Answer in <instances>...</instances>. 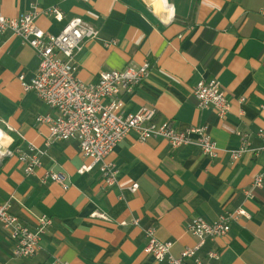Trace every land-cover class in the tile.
<instances>
[{
	"label": "crops",
	"instance_id": "obj_1",
	"mask_svg": "<svg viewBox=\"0 0 264 264\" xmlns=\"http://www.w3.org/2000/svg\"><path fill=\"white\" fill-rule=\"evenodd\" d=\"M35 0H0V10L16 17ZM56 5L62 20L40 15L37 26L57 35L73 17L99 30L75 55L77 77L96 83L104 71L139 67L151 70L145 80L121 96L122 115L142 107L155 109V121H171L181 130L206 126L216 143L211 157L194 145L172 147L158 138L137 142L130 133L105 161L114 165L117 182L107 186L99 166L89 164L75 139L47 144L49 128L38 115L56 116L53 108L25 80L37 72L39 58L10 33L0 40V203L10 198L11 211L34 225L41 215L52 222L41 248L16 257L13 241L0 224V264H167L143 251L145 230L171 241L178 256L199 239L188 232L195 216L214 220L238 208L246 215L224 237L206 239L197 255L210 264H264V0H39ZM115 44L106 46L105 42ZM215 78L228 98V110L201 109L193 95L199 80ZM11 127V128H9ZM247 136V147L233 160L231 150ZM29 145L45 151L31 174L17 160ZM62 172L68 187L42 181L46 171ZM260 176L259 188L254 185ZM137 184L132 192L130 186ZM137 218L139 223L133 224ZM217 258H208L209 252Z\"/></svg>",
	"mask_w": 264,
	"mask_h": 264
},
{
	"label": "built area",
	"instance_id": "obj_2",
	"mask_svg": "<svg viewBox=\"0 0 264 264\" xmlns=\"http://www.w3.org/2000/svg\"><path fill=\"white\" fill-rule=\"evenodd\" d=\"M38 1L35 0L30 10L16 17H7L0 10V40L2 35L10 33L36 51L39 58L37 72L28 80L19 75L20 84L25 91H35L56 112V116L47 114L36 118L37 122L48 124L47 144L55 140L75 139L83 155L91 160L89 164L82 165L79 172L88 171L95 163L100 162L99 169L104 183L107 186L115 185V167L106 162L105 158L130 133H134L137 142L141 144L150 139L161 138L174 148L194 145L208 156L216 155V143L206 126L181 130L171 121L158 123L155 121V109L149 107H142L129 115L121 114V96L131 93L146 79L151 70L148 60L136 68L127 66L101 72L98 81L93 84L81 81L76 75L75 55L86 41L98 38L99 30L78 16L71 18L59 34L48 35L37 26L38 16H50L60 21L63 14L56 5L40 8ZM104 44L109 46L115 42ZM193 95L199 108H214L219 116L226 114L228 98L217 79L199 80L194 86ZM237 135L242 143L237 149L231 150L233 160L240 158L247 147V135L242 132H237ZM258 135L264 137V131L259 130ZM29 146L27 151H18L17 160L24 165L25 174L34 172L41 165V157L45 154V151L34 145ZM47 180L58 183L64 189L68 187L62 172L46 171L42 181ZM261 184L259 176L254 185L259 188ZM130 190L135 192L137 184H132ZM241 215H246V212L238 208L224 212L214 220H207L202 216L193 217L187 230L199 241L193 247L184 248L178 256L171 253L173 243L159 240L154 235L153 228L145 230L147 242L142 249L160 263L210 264L201 260L197 255L198 249L206 239L226 236L233 220ZM51 222V217L46 214L38 216L34 225L28 224L11 211L10 198L0 203V224L13 241L12 254L16 257L35 255L41 248L42 235ZM132 223L137 225L139 220L134 218ZM208 258H217V253L209 252ZM49 264L68 263L55 259Z\"/></svg>",
	"mask_w": 264,
	"mask_h": 264
},
{
	"label": "bare ground",
	"instance_id": "obj_3",
	"mask_svg": "<svg viewBox=\"0 0 264 264\" xmlns=\"http://www.w3.org/2000/svg\"><path fill=\"white\" fill-rule=\"evenodd\" d=\"M0 133H2V131L0 130ZM2 138H3V136L2 135H0V141L2 140Z\"/></svg>",
	"mask_w": 264,
	"mask_h": 264
},
{
	"label": "rangeland",
	"instance_id": "obj_4",
	"mask_svg": "<svg viewBox=\"0 0 264 264\" xmlns=\"http://www.w3.org/2000/svg\"><path fill=\"white\" fill-rule=\"evenodd\" d=\"M3 147H2V142L0 141V149H2Z\"/></svg>",
	"mask_w": 264,
	"mask_h": 264
},
{
	"label": "clouds",
	"instance_id": "obj_5",
	"mask_svg": "<svg viewBox=\"0 0 264 264\" xmlns=\"http://www.w3.org/2000/svg\"><path fill=\"white\" fill-rule=\"evenodd\" d=\"M0 135H3L2 133H0Z\"/></svg>",
	"mask_w": 264,
	"mask_h": 264
}]
</instances>
